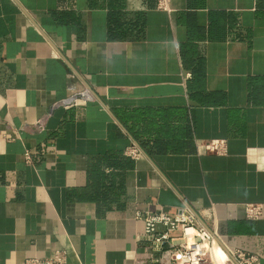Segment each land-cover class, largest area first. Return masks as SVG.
<instances>
[{"label":"crops","instance_id":"1","mask_svg":"<svg viewBox=\"0 0 264 264\" xmlns=\"http://www.w3.org/2000/svg\"><path fill=\"white\" fill-rule=\"evenodd\" d=\"M156 4L0 0V264H171L136 212L177 207L264 264V0Z\"/></svg>","mask_w":264,"mask_h":264},{"label":"built area","instance_id":"2","mask_svg":"<svg viewBox=\"0 0 264 264\" xmlns=\"http://www.w3.org/2000/svg\"><path fill=\"white\" fill-rule=\"evenodd\" d=\"M157 8L171 11L170 0H156ZM94 100L88 88L73 90L57 101L55 106L65 109L86 106ZM206 152L225 155L228 152L227 139L213 138L203 141ZM127 153L138 157L135 147H128ZM24 158L31 161V153L25 151ZM247 219H257L263 213L262 203H245ZM208 212V211H207ZM209 219L201 220L186 207L174 211L160 208L156 211H137L136 217L143 221V236L156 249H166L171 264H256L259 256L241 249H230L223 241L213 209L205 214ZM22 264H66V251L57 249L47 257H27Z\"/></svg>","mask_w":264,"mask_h":264}]
</instances>
